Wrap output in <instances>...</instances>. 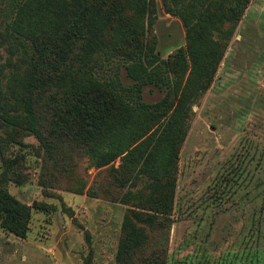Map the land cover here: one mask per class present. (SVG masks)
Returning a JSON list of instances; mask_svg holds the SVG:
<instances>
[{
    "label": "rangeland",
    "instance_id": "1",
    "mask_svg": "<svg viewBox=\"0 0 264 264\" xmlns=\"http://www.w3.org/2000/svg\"><path fill=\"white\" fill-rule=\"evenodd\" d=\"M16 1L0 0L2 85L23 50L6 33ZM155 3L150 32L155 52L165 59L185 45V27L162 0ZM227 35L213 80L189 111L168 241L143 221L152 213L147 202L153 197L143 178L134 186L118 185L108 165L92 164L69 143L66 156L55 155L69 161L67 173L54 169L29 135L24 145L6 148V155L21 156L16 170L26 181L5 183L31 207L28 232L21 238L0 226V264H264V0H249ZM119 61H104L96 75L109 77L118 69L129 85ZM162 95L155 86L143 92L146 101ZM2 165L0 158V171ZM40 203L46 208L38 209ZM131 224L146 229L137 247L126 245L124 229ZM126 247L128 255L118 260Z\"/></svg>",
    "mask_w": 264,
    "mask_h": 264
},
{
    "label": "trees",
    "instance_id": "2",
    "mask_svg": "<svg viewBox=\"0 0 264 264\" xmlns=\"http://www.w3.org/2000/svg\"><path fill=\"white\" fill-rule=\"evenodd\" d=\"M248 1L162 0L186 35L185 45L162 59L150 32L155 0H17L6 33L23 47L22 55L6 84L0 82L1 228L27 235L31 207L5 186L10 179L26 181L16 170L21 156L6 155V148L24 145L22 138L32 135L54 169L67 173L69 161L55 155L66 156L69 143L92 164L108 165L118 185L143 178L153 196L147 202L152 213L143 221L166 243L190 108L210 86L227 34ZM115 57L129 85L118 69L109 77L96 75ZM147 86L162 90L161 98L146 101ZM124 231L126 245L143 243L145 228L131 224ZM118 253L124 259L127 247Z\"/></svg>",
    "mask_w": 264,
    "mask_h": 264
}]
</instances>
